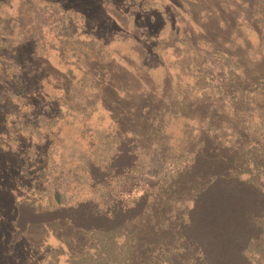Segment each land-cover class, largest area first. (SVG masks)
<instances>
[{
  "label": "rangeland",
  "instance_id": "1",
  "mask_svg": "<svg viewBox=\"0 0 264 264\" xmlns=\"http://www.w3.org/2000/svg\"><path fill=\"white\" fill-rule=\"evenodd\" d=\"M236 172L264 189V0H0V264L93 250L68 219L18 224L22 200L144 189L138 259L182 263L195 185Z\"/></svg>",
  "mask_w": 264,
  "mask_h": 264
},
{
  "label": "trees",
  "instance_id": "2",
  "mask_svg": "<svg viewBox=\"0 0 264 264\" xmlns=\"http://www.w3.org/2000/svg\"><path fill=\"white\" fill-rule=\"evenodd\" d=\"M122 152L116 157L126 155ZM151 192L144 189L124 198L122 193L109 190L105 197L94 193L64 202L57 191L53 206L44 210L32 205L29 212L23 208L27 202L22 200L17 220L18 224L19 221L26 224L68 219L80 228L90 239L93 250L71 253L66 264H146L136 254L134 221L148 209ZM178 227L181 237L195 245L196 253L178 263L173 258L178 250L169 248L163 256L155 257L158 263L264 264V253L253 243L264 230V189L259 179L242 177L236 172L229 176L214 175L204 188L195 185L192 205ZM252 248L259 252L258 257L251 256Z\"/></svg>",
  "mask_w": 264,
  "mask_h": 264
}]
</instances>
